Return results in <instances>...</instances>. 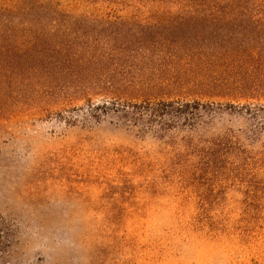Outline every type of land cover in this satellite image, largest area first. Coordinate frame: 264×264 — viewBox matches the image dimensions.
<instances>
[{"label":"rangeland","instance_id":"374dc122","mask_svg":"<svg viewBox=\"0 0 264 264\" xmlns=\"http://www.w3.org/2000/svg\"><path fill=\"white\" fill-rule=\"evenodd\" d=\"M1 47L0 264H264V46Z\"/></svg>","mask_w":264,"mask_h":264},{"label":"trees","instance_id":"16d2710c","mask_svg":"<svg viewBox=\"0 0 264 264\" xmlns=\"http://www.w3.org/2000/svg\"><path fill=\"white\" fill-rule=\"evenodd\" d=\"M19 1L0 9V58L7 56L1 46H264V12L252 0H179V10L152 20L90 17L49 0ZM13 64L2 74L16 72ZM59 69L67 71L65 65L31 69L32 83L39 86Z\"/></svg>","mask_w":264,"mask_h":264}]
</instances>
